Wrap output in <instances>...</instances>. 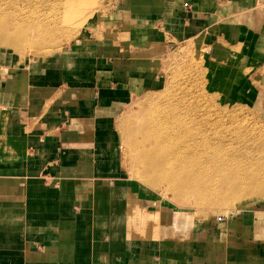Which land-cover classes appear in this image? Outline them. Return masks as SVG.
<instances>
[{
    "label": "crops",
    "instance_id": "0c3cea01",
    "mask_svg": "<svg viewBox=\"0 0 264 264\" xmlns=\"http://www.w3.org/2000/svg\"><path fill=\"white\" fill-rule=\"evenodd\" d=\"M115 5L103 34L0 75V264H264V208L177 227L130 185L113 128L158 84L170 44L189 39L211 37L218 63L248 49L243 98L264 112V11L256 0Z\"/></svg>",
    "mask_w": 264,
    "mask_h": 264
},
{
    "label": "rangeland",
    "instance_id": "374dc122",
    "mask_svg": "<svg viewBox=\"0 0 264 264\" xmlns=\"http://www.w3.org/2000/svg\"><path fill=\"white\" fill-rule=\"evenodd\" d=\"M7 1L13 4L7 6L10 7L7 12L9 17H12L13 21L17 22V24L19 23L22 26L21 28L27 29L30 33H33L31 30H35L47 22H51L57 27L59 25L68 28L69 32L63 33L64 37L55 35L56 38L49 36L53 35L52 33L48 34L44 42L49 41L46 48L50 47L51 49L45 51L43 49L38 55L34 56L26 55L25 57L13 59V56L9 55L11 52H5L4 47L0 46V69L2 70L0 75L5 74L8 70L26 66L28 61L41 59L60 52L79 36L96 37L98 34H103L102 29L107 23L109 24L108 17L111 16L108 13L116 6L115 1L117 0H47L45 3H42L41 0ZM256 3V9L263 11L264 9H259L258 6H264V0H256ZM0 5L5 6L4 4ZM118 8L119 6H116L115 10L117 11ZM116 11L113 15L116 14ZM38 21L39 23H37ZM30 37L33 39L38 38V36ZM43 37L39 36L40 39ZM107 37L116 38L119 36L109 34ZM211 39V37H208V40L205 41L202 47H199L190 39L173 45L170 44L166 53L161 57L158 84L155 88L149 90V92L134 96L124 110L118 114L113 126L119 145L123 171L125 176L128 177L130 185L140 195L169 208L172 211L173 222L180 228L191 226L192 223L199 225L215 219L228 218L247 208H264V194L260 198L244 196L222 208L215 207L206 212L197 211L194 208L189 209L186 205H175L172 203V199L162 200L164 198L158 197L155 191L141 184L136 172L137 166L132 161V158H130V154H126L130 149L127 128L135 127L134 129H138L143 124H146L147 121L144 119L145 114L149 111V108L152 109L161 100L158 93L154 94L155 96L152 93L158 90L162 91L165 87L172 86V84L185 89L186 86L193 85L194 88L191 89V92H196V88L199 91H207L208 112L206 115L211 113L208 116L210 123L221 120V126H215L214 130L224 134L222 139L223 147L232 148L228 156L237 158L241 163L246 162H244L242 157L245 148L241 147L240 143L237 142L232 145L228 144L230 140L237 137V133L240 136H246L245 142L254 148L252 156L255 159L251 164L252 170L264 176V112L251 104V100L243 98L245 93L246 95L250 94V89L245 83L248 75L245 71L244 73H240L239 71L240 67L246 66L249 61V50H243L241 52L242 56L239 51H233L226 62L218 63L208 59V55H206V49ZM24 43V41L21 42L22 45ZM194 57L196 60L202 59L203 62L205 60L213 62L206 65V69H204L201 65L199 66L198 62L197 64L195 63ZM214 69H219L221 73L217 74L216 78H210L208 71ZM238 74H240V77ZM215 83H218L215 89L220 88L219 90H222L224 93L221 92V96L218 98L219 102L217 103L216 101L213 104L211 101V91L208 88L212 86L211 84ZM229 93L232 96H228L231 95ZM201 104L202 102L200 101ZM187 105L193 107L188 101ZM172 117H175V115H172ZM174 121L172 119V124ZM209 127V124H207L206 128L208 129ZM207 131L211 132L210 128ZM260 140H263L261 144H259Z\"/></svg>",
    "mask_w": 264,
    "mask_h": 264
},
{
    "label": "bare ground",
    "instance_id": "6f19581e",
    "mask_svg": "<svg viewBox=\"0 0 264 264\" xmlns=\"http://www.w3.org/2000/svg\"><path fill=\"white\" fill-rule=\"evenodd\" d=\"M41 2L45 3L47 0ZM0 4L5 5H0V46L4 47L5 52H11L9 55L13 59L38 55L43 49H51L46 48L49 41L44 42L48 34L52 33L49 36L56 38L55 35L64 37L63 33L69 32L68 28L47 22L30 33L7 14L10 8L7 6H11L12 2L0 0ZM258 8L264 9V6ZM30 36L38 38L33 39ZM39 36L44 37L40 39ZM22 41L25 42L24 45L21 44ZM194 60L204 69L213 62H203L196 58ZM208 72L210 78H216L221 73L219 69ZM217 84H211L208 88L213 104L219 102L218 98L223 92L220 88L215 89ZM192 88L193 85L186 86L185 89L172 84L162 91L152 93H158L161 100L145 114L147 123L138 129L127 128L130 149L126 154L129 153L136 164L141 184L155 191L158 197L164 198L162 200L172 199L175 205H186L189 209L194 208L201 212L215 207L222 208L244 196L260 198L264 194V176L252 170L254 148L245 142L246 136L237 133V137L228 144L240 143L245 148L242 157L246 162L241 163L237 158L228 156L232 148L223 147L224 134L214 130L215 126H221V120L210 123L208 116L211 113L206 115L207 91L196 88V92H191ZM187 101L193 107L188 106ZM172 119L175 120L173 124ZM207 124L211 132L207 131ZM262 142L260 140L259 144Z\"/></svg>",
    "mask_w": 264,
    "mask_h": 264
}]
</instances>
